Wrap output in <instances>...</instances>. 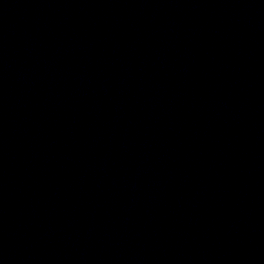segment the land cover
<instances>
[{
  "label": "water",
  "instance_id": "water-1",
  "mask_svg": "<svg viewBox=\"0 0 264 264\" xmlns=\"http://www.w3.org/2000/svg\"><path fill=\"white\" fill-rule=\"evenodd\" d=\"M0 264H264V0H0Z\"/></svg>",
  "mask_w": 264,
  "mask_h": 264
}]
</instances>
